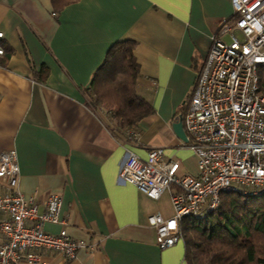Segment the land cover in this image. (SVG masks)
<instances>
[{
  "label": "crops",
  "instance_id": "obj_1",
  "mask_svg": "<svg viewBox=\"0 0 264 264\" xmlns=\"http://www.w3.org/2000/svg\"><path fill=\"white\" fill-rule=\"evenodd\" d=\"M233 16L231 0H77L60 11L52 0H0V39L10 53L0 64V156L17 151L19 191L37 193L40 212L51 194L63 197L64 226L45 230L65 229L86 245L75 260L38 251L41 264H188L183 239L161 250L149 223L174 216L170 193L151 200L118 177L129 152L146 160L153 148L180 161L179 175L198 174L174 124L213 37ZM124 41L136 42V91L153 110L129 130L90 93L110 49Z\"/></svg>",
  "mask_w": 264,
  "mask_h": 264
},
{
  "label": "built area",
  "instance_id": "obj_2",
  "mask_svg": "<svg viewBox=\"0 0 264 264\" xmlns=\"http://www.w3.org/2000/svg\"><path fill=\"white\" fill-rule=\"evenodd\" d=\"M234 16L222 21L193 88L183 125L187 145L198 160L197 175H179L180 161H167L162 148L143 160L129 152L119 172L120 184L136 186L151 200L170 193L174 216L149 217L161 250L181 239L186 218L205 221L222 206L226 195L264 197V0H231ZM228 35L230 41L223 40ZM239 35L241 37H239ZM3 34L0 33V38ZM0 47V55H3ZM136 140L137 132L132 133ZM21 170L16 150L0 156V264H41L38 251L51 250L68 260L86 247L62 229L58 235L46 224L63 225V197L51 194L40 212L37 193L19 191ZM174 225V226H173Z\"/></svg>",
  "mask_w": 264,
  "mask_h": 264
},
{
  "label": "trees",
  "instance_id": "obj_3",
  "mask_svg": "<svg viewBox=\"0 0 264 264\" xmlns=\"http://www.w3.org/2000/svg\"><path fill=\"white\" fill-rule=\"evenodd\" d=\"M75 1L52 0V3L60 11ZM0 47L4 51L0 64L4 66L10 53L1 39ZM135 48L134 41L114 45L90 89L96 106L113 111L124 130L132 129L153 112L136 91L139 65ZM260 81L264 94V66ZM180 225L188 264H264V197L245 199L226 195L220 209L205 221L186 218Z\"/></svg>",
  "mask_w": 264,
  "mask_h": 264
},
{
  "label": "water",
  "instance_id": "obj_4",
  "mask_svg": "<svg viewBox=\"0 0 264 264\" xmlns=\"http://www.w3.org/2000/svg\"><path fill=\"white\" fill-rule=\"evenodd\" d=\"M174 130H175V133L177 134V136L184 142H187L188 141V137H187V134H186V131L184 129V125H183V117L180 116V120L174 124Z\"/></svg>",
  "mask_w": 264,
  "mask_h": 264
},
{
  "label": "rangeland",
  "instance_id": "obj_5",
  "mask_svg": "<svg viewBox=\"0 0 264 264\" xmlns=\"http://www.w3.org/2000/svg\"><path fill=\"white\" fill-rule=\"evenodd\" d=\"M239 37H241L240 35H239ZM93 99V98H92ZM93 101H95V103H96V99L94 100L93 99ZM108 112H110V113H112L113 111H111L110 109H106Z\"/></svg>",
  "mask_w": 264,
  "mask_h": 264
},
{
  "label": "snow or ice",
  "instance_id": "obj_6",
  "mask_svg": "<svg viewBox=\"0 0 264 264\" xmlns=\"http://www.w3.org/2000/svg\"><path fill=\"white\" fill-rule=\"evenodd\" d=\"M174 226V225H173Z\"/></svg>",
  "mask_w": 264,
  "mask_h": 264
}]
</instances>
